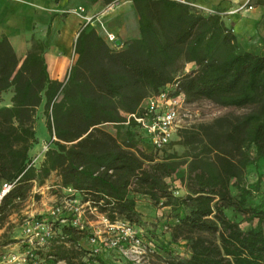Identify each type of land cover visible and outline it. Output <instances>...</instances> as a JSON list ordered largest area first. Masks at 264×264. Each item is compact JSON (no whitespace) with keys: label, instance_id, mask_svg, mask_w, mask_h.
<instances>
[{"label":"trees","instance_id":"1","mask_svg":"<svg viewBox=\"0 0 264 264\" xmlns=\"http://www.w3.org/2000/svg\"><path fill=\"white\" fill-rule=\"evenodd\" d=\"M130 1L139 38L114 48L86 25L74 42L76 59L64 85L49 78L43 43L33 42L21 61L8 40H0V102L12 94L0 107V193L12 185L0 199V222L22 200V188L56 174L62 189L77 191L109 223L139 227L133 195L169 207L175 220L169 243L184 241L188 255L167 264H264V56L238 50L218 12L204 14L189 1ZM187 65L192 69L183 71ZM174 82L187 104L208 101L242 113L183 131L180 156L132 151L102 130L120 126L135 137L132 125H122L126 116ZM39 109L49 149L35 166L30 151L38 144ZM173 176L184 197L171 193L166 180ZM226 209L255 225L242 229ZM60 229L82 253L78 264H132L113 251L89 256L87 230ZM139 239L155 245L152 237Z\"/></svg>","mask_w":264,"mask_h":264},{"label":"rangeland","instance_id":"2","mask_svg":"<svg viewBox=\"0 0 264 264\" xmlns=\"http://www.w3.org/2000/svg\"><path fill=\"white\" fill-rule=\"evenodd\" d=\"M72 65L73 63L71 66ZM187 69L189 68L185 66L183 71H188ZM10 97V92L2 95L0 107L8 104ZM41 111V109L37 110V115H39V118L42 119V122L40 119L37 120L36 134L38 138L41 137L39 140H42L43 138L48 140L49 135L44 126L45 118ZM230 113L240 114L242 111L220 108L208 101H199L188 104L184 111L185 116L180 124L181 128H179L172 137V145L168 146L164 151L166 153H175L178 156L182 155L184 147L179 144V141L180 135L183 131L195 130L202 125L211 123L218 117H222ZM102 130L109 133L120 145L130 146L132 151L144 152L147 154L153 152L147 144L141 141L138 133L135 134V137L131 138L125 134L124 128L111 125L103 126ZM39 151L40 149L34 154V158L39 155ZM34 165L38 166L37 163ZM182 170H184V168L179 171L180 174L182 173ZM247 179L249 183H252L255 179L253 166H249L247 168ZM59 181V177L56 174H52L40 186L35 183H31L25 188H22V200L17 202L16 207L11 209L8 212L7 217L0 222V261L2 257L11 252L18 251L23 245L24 236L22 230L26 221L46 218L50 209L62 202L65 194ZM166 182L173 196L184 197L186 195V192L179 183L177 176L171 177L166 180ZM133 197L136 199V211L139 214L140 219L139 227H137L139 230L138 235L142 236L144 239L152 237L154 244L157 247H167L169 252L168 254H165L145 239L138 245L129 244L125 246L124 251L126 254L123 256L121 254L120 256L132 264H167V259L170 257H187L188 252L184 246V241L179 240L176 243H169L170 227L173 223H175L173 213L170 208L161 206V203L154 205L143 195H133ZM83 210L84 220L87 223V232L99 230L103 233L104 224L102 223V217H104V215L99 214L90 203L85 205ZM225 214L232 220L239 222L242 229L255 225V222L249 224L244 217L236 215L229 209L225 210ZM86 245L89 246L88 243H86ZM28 248V246L22 247L23 250H28ZM77 248L78 247L75 246L72 241L65 238L63 240H58L56 243L49 244L46 248H43L39 252V258L46 260L47 264H53L56 261L58 264H78L82 261L81 259H83V256ZM117 257L119 256L112 254V261H117ZM108 263L110 262L108 261ZM94 264L97 263L95 262Z\"/></svg>","mask_w":264,"mask_h":264},{"label":"crops","instance_id":"3","mask_svg":"<svg viewBox=\"0 0 264 264\" xmlns=\"http://www.w3.org/2000/svg\"><path fill=\"white\" fill-rule=\"evenodd\" d=\"M181 1H189L204 14L218 12L225 27L235 37L238 50L264 56V0ZM105 6L102 0H0V40L6 38L21 61L33 42L43 43L49 78L63 82L75 62L74 42L86 26L85 18L100 15ZM78 8L82 12H70ZM99 22L107 33L116 36L121 42L120 47L139 38L138 18L130 0H116L112 11L88 25L105 40V32ZM187 68L192 69V65H187ZM9 104L10 99L4 106ZM39 139L41 137L37 136L38 147L30 151L32 159L42 142L47 141ZM42 159L43 155H39L35 164L39 165Z\"/></svg>","mask_w":264,"mask_h":264},{"label":"built area","instance_id":"4","mask_svg":"<svg viewBox=\"0 0 264 264\" xmlns=\"http://www.w3.org/2000/svg\"><path fill=\"white\" fill-rule=\"evenodd\" d=\"M191 5V4H189ZM114 3L104 7L100 15L85 18V25H90L94 21L98 22L106 13L112 11ZM70 12H82L81 8L71 10ZM100 23V22H99ZM105 32V40L115 47L116 36ZM70 70V69H69ZM69 72V71H68ZM68 74V73H67ZM65 80L63 81V85ZM184 94L178 87V82L165 85L156 95H152L139 105L138 109L126 116L124 126H131L135 134H139L141 141L147 144L154 153H162L171 144L172 137L176 131L181 128L180 124L185 116L184 111L187 106ZM51 140H56L54 136ZM49 149V143L43 142L39 155H44ZM36 158H33L31 165L35 164ZM12 185L4 184L0 193V199L9 192ZM64 198L62 202L53 206L46 218L32 219L26 221L23 225V245L18 251L11 252L2 257L0 264H47L46 260L39 258V252L49 244L63 240L61 227L69 225L78 231H85L87 223L84 220V206L88 203L82 202L78 198V193L74 189H64ZM104 224L103 233L99 230L88 232L87 246L89 256H97L106 251H113L119 255H125V246L132 244L138 245L139 230L128 221H117L109 223L102 217ZM105 234V235H103ZM28 246V250L22 247ZM51 263V262H50ZM58 264V263H55Z\"/></svg>","mask_w":264,"mask_h":264},{"label":"water","instance_id":"5","mask_svg":"<svg viewBox=\"0 0 264 264\" xmlns=\"http://www.w3.org/2000/svg\"><path fill=\"white\" fill-rule=\"evenodd\" d=\"M114 45H115V47L118 48V47H120L121 42L117 39V40L115 41Z\"/></svg>","mask_w":264,"mask_h":264}]
</instances>
